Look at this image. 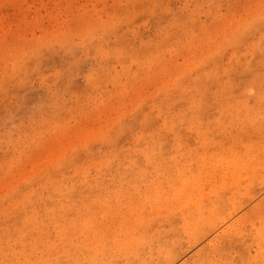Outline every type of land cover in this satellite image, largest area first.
I'll return each mask as SVG.
<instances>
[{
  "label": "rangeland",
  "instance_id": "obj_1",
  "mask_svg": "<svg viewBox=\"0 0 264 264\" xmlns=\"http://www.w3.org/2000/svg\"><path fill=\"white\" fill-rule=\"evenodd\" d=\"M143 229L144 264H264V0H0V264Z\"/></svg>",
  "mask_w": 264,
  "mask_h": 264
},
{
  "label": "bare ground",
  "instance_id": "obj_2",
  "mask_svg": "<svg viewBox=\"0 0 264 264\" xmlns=\"http://www.w3.org/2000/svg\"><path fill=\"white\" fill-rule=\"evenodd\" d=\"M190 224H194V222L193 220L188 218L187 225H190ZM143 230H144L143 232L139 231V234H136L135 237H132L130 239V241H133V242L128 241L130 243H127L120 248V251L123 253L125 257V261H123L125 264H129V263L130 264H144V260L142 261L140 260L141 254L147 248V244L150 243L149 245H151V241L154 239L156 235L155 234L149 235L150 234L149 229H146V230L143 229ZM119 246H121L120 243L115 244L114 247L118 249ZM113 257H114L113 251L105 250V251L100 252L93 259H91L88 262V264H114Z\"/></svg>",
  "mask_w": 264,
  "mask_h": 264
}]
</instances>
